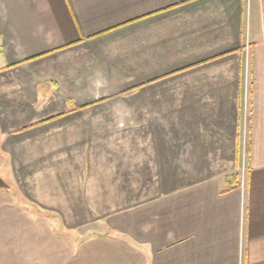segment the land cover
Returning a JSON list of instances; mask_svg holds the SVG:
<instances>
[{
	"label": "crops",
	"instance_id": "1",
	"mask_svg": "<svg viewBox=\"0 0 264 264\" xmlns=\"http://www.w3.org/2000/svg\"><path fill=\"white\" fill-rule=\"evenodd\" d=\"M240 262L264 264V0H0V264Z\"/></svg>",
	"mask_w": 264,
	"mask_h": 264
},
{
	"label": "rangeland",
	"instance_id": "2",
	"mask_svg": "<svg viewBox=\"0 0 264 264\" xmlns=\"http://www.w3.org/2000/svg\"><path fill=\"white\" fill-rule=\"evenodd\" d=\"M246 159V158H245ZM245 160L243 159L242 163L239 165V169H238V172L239 174H241L244 170H245ZM1 173L5 174V171H1ZM19 201L20 203L23 205V206H29V207H32L33 209H36L35 211H37V214L39 216H52V213L50 211H47V209H41L39 208V206H37L36 204H33V203H28L26 200L22 199V198H19ZM24 201V202H23Z\"/></svg>",
	"mask_w": 264,
	"mask_h": 264
},
{
	"label": "built area",
	"instance_id": "3",
	"mask_svg": "<svg viewBox=\"0 0 264 264\" xmlns=\"http://www.w3.org/2000/svg\"><path fill=\"white\" fill-rule=\"evenodd\" d=\"M239 264H242V262H240Z\"/></svg>",
	"mask_w": 264,
	"mask_h": 264
}]
</instances>
